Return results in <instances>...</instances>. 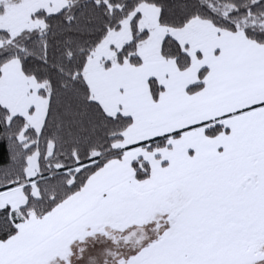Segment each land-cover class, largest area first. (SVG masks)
Here are the masks:
<instances>
[{"label": "snow or ice", "instance_id": "obj_1", "mask_svg": "<svg viewBox=\"0 0 264 264\" xmlns=\"http://www.w3.org/2000/svg\"><path fill=\"white\" fill-rule=\"evenodd\" d=\"M0 264H264V0H0Z\"/></svg>", "mask_w": 264, "mask_h": 264}]
</instances>
